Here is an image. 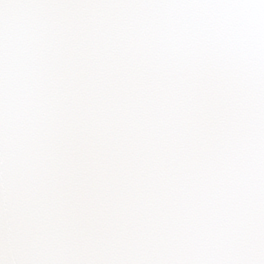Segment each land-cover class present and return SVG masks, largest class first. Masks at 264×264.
I'll use <instances>...</instances> for the list:
<instances>
[{"label":"snow or ice","instance_id":"obj_1","mask_svg":"<svg viewBox=\"0 0 264 264\" xmlns=\"http://www.w3.org/2000/svg\"><path fill=\"white\" fill-rule=\"evenodd\" d=\"M0 264H264V0H0Z\"/></svg>","mask_w":264,"mask_h":264}]
</instances>
